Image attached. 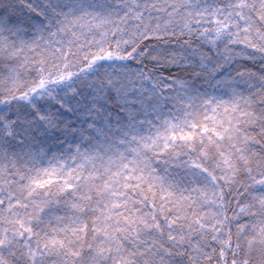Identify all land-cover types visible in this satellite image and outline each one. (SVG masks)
I'll return each mask as SVG.
<instances>
[{"label": "snow or ice", "instance_id": "snow-or-ice-1", "mask_svg": "<svg viewBox=\"0 0 264 264\" xmlns=\"http://www.w3.org/2000/svg\"><path fill=\"white\" fill-rule=\"evenodd\" d=\"M0 264H264V0H0Z\"/></svg>", "mask_w": 264, "mask_h": 264}]
</instances>
